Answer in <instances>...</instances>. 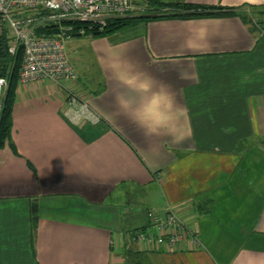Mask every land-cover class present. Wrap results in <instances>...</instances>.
Wrapping results in <instances>:
<instances>
[{"label": "crops", "instance_id": "crops-1", "mask_svg": "<svg viewBox=\"0 0 264 264\" xmlns=\"http://www.w3.org/2000/svg\"><path fill=\"white\" fill-rule=\"evenodd\" d=\"M166 1L236 11L72 38L70 88L96 122L50 81L16 88L0 264H264V31L242 13L264 0ZM167 204L198 243H134Z\"/></svg>", "mask_w": 264, "mask_h": 264}, {"label": "built area", "instance_id": "built-area-1", "mask_svg": "<svg viewBox=\"0 0 264 264\" xmlns=\"http://www.w3.org/2000/svg\"><path fill=\"white\" fill-rule=\"evenodd\" d=\"M139 0H0V45L5 42L6 59L0 62V114L3 98L21 51L18 80L26 84L50 81L61 88L68 100L67 114L93 122L99 116L82 102L70 84L77 72L67 54L68 43L75 35L84 34L76 26H104L109 19L142 15L146 2ZM75 108V109H74ZM148 225L135 228L131 240L146 248L176 250L189 240L198 243V231L167 204L162 211L148 209Z\"/></svg>", "mask_w": 264, "mask_h": 264}, {"label": "trees", "instance_id": "trees-1", "mask_svg": "<svg viewBox=\"0 0 264 264\" xmlns=\"http://www.w3.org/2000/svg\"><path fill=\"white\" fill-rule=\"evenodd\" d=\"M148 7L151 10L150 15H138L133 17L126 18H112L107 21L104 26H93L88 28L87 25H77L86 30L85 35L92 37L98 36H107L124 28H129L142 21H148L150 19H159V18H188L196 16H205V15H226L230 14L236 10H221V8L198 5L188 2H170L165 3L159 0H148ZM220 9V10H219ZM244 16V15H243ZM245 19V18H244ZM245 21V20H244ZM264 31V28H261ZM3 42L0 45V62H3L6 59V45ZM21 51L18 52L16 64L12 76L9 81V86L7 92L5 93L3 99L2 110L0 114V148L4 146L9 141V129L10 122L13 115V107L15 92L18 83V69L21 63Z\"/></svg>", "mask_w": 264, "mask_h": 264}, {"label": "rangeland", "instance_id": "rangeland-1", "mask_svg": "<svg viewBox=\"0 0 264 264\" xmlns=\"http://www.w3.org/2000/svg\"><path fill=\"white\" fill-rule=\"evenodd\" d=\"M159 1H161V2H165V3H170L169 1H166V0H159ZM144 2H146L147 4H146V7H145V11L144 12H142L143 13V15H150V14H152V13H150L151 12V10H149L150 9V7H148V5H149V3H148V0H139V5H143V3ZM243 13V15H244V18H245V21L250 25V27L255 31H257V30H259V29H261V28H264V7H258V8H244V11L242 12ZM71 23H73V24H75L76 26L77 25H79V24H76L75 22H71ZM84 31L86 32V30L84 29ZM84 32V34H81L80 36H82V35H85L86 33ZM78 36V35H77ZM74 37H76V35L74 36ZM73 37V38H74ZM86 36H83L82 38H85ZM69 41H71V42H75L76 40L75 39H72V40H69ZM67 48H68V46H67ZM23 83H20L19 81H18V83H17V89L20 87H22L21 85H22ZM8 89V88H7ZM7 92V91H6ZM63 95H64V99H65V110H67V106H68V100L66 99V95H65V93H63ZM5 96V95H4ZM4 99V98H3ZM27 99V97H26V95H18V94H16V92H15V99H14V106H15V104L17 103L18 104V102H21V101H23V100H26ZM22 105V104H21ZM14 106H12L13 108H14ZM17 109H22V106L20 107V105H17V107H16ZM75 109V108H74ZM71 115V114H70ZM128 263V262H127ZM119 264H125V262H123V261H121V263H119ZM139 264H141V263H139Z\"/></svg>", "mask_w": 264, "mask_h": 264}]
</instances>
